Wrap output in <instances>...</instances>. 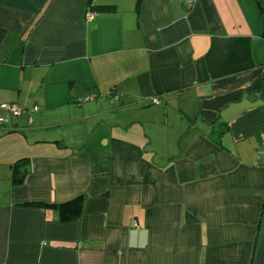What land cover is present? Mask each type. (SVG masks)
<instances>
[{
  "label": "crops",
  "instance_id": "crops-1",
  "mask_svg": "<svg viewBox=\"0 0 264 264\" xmlns=\"http://www.w3.org/2000/svg\"><path fill=\"white\" fill-rule=\"evenodd\" d=\"M2 104L0 264H264V0H0Z\"/></svg>",
  "mask_w": 264,
  "mask_h": 264
},
{
  "label": "trees",
  "instance_id": "trees-1",
  "mask_svg": "<svg viewBox=\"0 0 264 264\" xmlns=\"http://www.w3.org/2000/svg\"><path fill=\"white\" fill-rule=\"evenodd\" d=\"M29 165L28 159H20L10 166L11 182L13 185H20L27 173ZM84 197L77 198L68 202L54 204L45 202H26L22 206L38 208L43 211H54L58 216L59 223H70L78 220L82 215ZM189 221V219H187Z\"/></svg>",
  "mask_w": 264,
  "mask_h": 264
},
{
  "label": "built area",
  "instance_id": "built-area-1",
  "mask_svg": "<svg viewBox=\"0 0 264 264\" xmlns=\"http://www.w3.org/2000/svg\"><path fill=\"white\" fill-rule=\"evenodd\" d=\"M86 17L90 19V18L92 17V15H91V14H87ZM111 98L114 100V97H112V94H111ZM89 100H90V98H87V99H85V100H79V103H80V102H86V101H89ZM151 103H152L153 105H155V106H158V105L161 104V101H160L159 99H157V98H153V99L151 100ZM0 109H1L2 111H4L5 113H7L8 116H9L10 118H12V119H16V118L19 117V116L21 115V113H22V110H21L18 106H16L15 104H2V105H0ZM5 122H6L5 119L0 118V124H3V123H5ZM258 155H259V157L264 158V151L259 152Z\"/></svg>",
  "mask_w": 264,
  "mask_h": 264
},
{
  "label": "rangeland",
  "instance_id": "rangeland-1",
  "mask_svg": "<svg viewBox=\"0 0 264 264\" xmlns=\"http://www.w3.org/2000/svg\"><path fill=\"white\" fill-rule=\"evenodd\" d=\"M5 116H2V118H4ZM259 159H264V158H262V157H259Z\"/></svg>",
  "mask_w": 264,
  "mask_h": 264
}]
</instances>
